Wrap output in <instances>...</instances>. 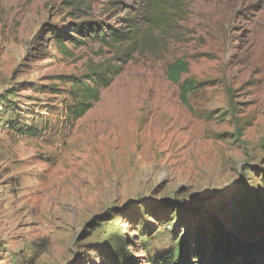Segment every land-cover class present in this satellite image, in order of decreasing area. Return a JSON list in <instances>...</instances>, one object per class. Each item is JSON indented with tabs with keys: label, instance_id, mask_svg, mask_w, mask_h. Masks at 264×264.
Instances as JSON below:
<instances>
[{
	"label": "rangeland",
	"instance_id": "obj_1",
	"mask_svg": "<svg viewBox=\"0 0 264 264\" xmlns=\"http://www.w3.org/2000/svg\"><path fill=\"white\" fill-rule=\"evenodd\" d=\"M152 12L0 0V264H155L188 236L259 244L237 233L264 213V0H168L158 28ZM127 16L135 48L72 29ZM97 68L118 73L74 119ZM187 80L202 87L184 104Z\"/></svg>",
	"mask_w": 264,
	"mask_h": 264
},
{
	"label": "trees",
	"instance_id": "obj_2",
	"mask_svg": "<svg viewBox=\"0 0 264 264\" xmlns=\"http://www.w3.org/2000/svg\"><path fill=\"white\" fill-rule=\"evenodd\" d=\"M168 0H145L148 6L152 7L154 14L147 16L150 28H158L161 26L162 17L155 12H160ZM118 15V14H117ZM126 25L125 28H113L107 26L102 28L98 23L85 21L79 25L73 26L72 29L83 37H88L101 41L104 44H129L134 47L138 44L141 28L139 22L135 18L126 17L122 19ZM70 37L68 32H63L58 36L59 43L65 42ZM79 46L86 43L82 40L73 38ZM66 47V46H65ZM189 70V63L184 60H179L173 63L167 71L168 78L171 82L179 84L182 76ZM118 73L108 69L103 72L102 69L97 68L92 70L87 80L91 82L85 89L79 90V100L72 109L74 119L82 118L92 107L93 103L98 102L102 88H107L113 81V76ZM112 74V75H111ZM202 85H198L193 81L187 80L182 86L181 100L184 104H188V96L201 89ZM263 220L258 222L251 220L247 230L238 228V236H244L247 241H258L256 246H246L240 244L230 237V241L224 247H221L218 242L213 244L206 240L203 235V246L198 247V238L191 241V237L182 238L179 240L178 249L172 250L158 256L155 264H264V213L261 215ZM258 236V238H255ZM257 239V240H255Z\"/></svg>",
	"mask_w": 264,
	"mask_h": 264
}]
</instances>
